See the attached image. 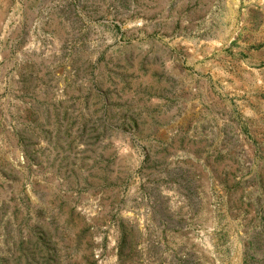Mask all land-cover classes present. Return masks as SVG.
Returning <instances> with one entry per match:
<instances>
[{"label": "rangeland", "instance_id": "1", "mask_svg": "<svg viewBox=\"0 0 264 264\" xmlns=\"http://www.w3.org/2000/svg\"><path fill=\"white\" fill-rule=\"evenodd\" d=\"M0 264H264V0H0Z\"/></svg>", "mask_w": 264, "mask_h": 264}]
</instances>
